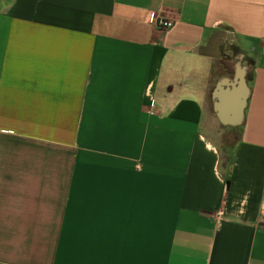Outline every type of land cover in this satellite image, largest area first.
<instances>
[{
  "label": "crops",
  "instance_id": "crops-1",
  "mask_svg": "<svg viewBox=\"0 0 264 264\" xmlns=\"http://www.w3.org/2000/svg\"><path fill=\"white\" fill-rule=\"evenodd\" d=\"M0 154V264H264V0H0Z\"/></svg>",
  "mask_w": 264,
  "mask_h": 264
},
{
  "label": "rangeland",
  "instance_id": "rangeland-1",
  "mask_svg": "<svg viewBox=\"0 0 264 264\" xmlns=\"http://www.w3.org/2000/svg\"><path fill=\"white\" fill-rule=\"evenodd\" d=\"M209 123L206 126L207 135H209L215 143L220 147V156L223 161L226 159V152L224 151V147L231 142L237 135V132L229 127L223 126L216 120L215 118H206L205 123ZM22 150L21 152L19 151ZM12 151L10 157H28L35 156V150H32V143H27L23 141H16L14 140L12 145ZM26 153V154H22ZM45 157H54L58 158L59 161L65 160L67 158V151H59V150H46L45 149ZM3 154V153H2ZM0 154V157L1 155ZM66 155V156H65ZM7 155L3 154L2 157H6ZM66 157V158H65ZM37 206H31L30 210L34 215H28L25 218L21 216H17L15 220V224L11 225L8 229H1L0 230V237L3 238L5 243L9 242L7 245L8 248L4 249V253L8 250L9 252H17L18 257L21 255L25 256V254L29 253V250L32 248L37 247L38 245H44L43 241V230L40 229V216L37 215L36 212ZM43 214V219L48 221L46 216L44 215V211L41 212ZM37 219V222L35 221ZM21 227V228H17ZM4 246V245H2ZM18 247H22V249H17ZM23 258V257H22Z\"/></svg>",
  "mask_w": 264,
  "mask_h": 264
},
{
  "label": "bare ground",
  "instance_id": "bare-ground-1",
  "mask_svg": "<svg viewBox=\"0 0 264 264\" xmlns=\"http://www.w3.org/2000/svg\"><path fill=\"white\" fill-rule=\"evenodd\" d=\"M220 88V87H219ZM218 96L220 98H222V92H220V90H218ZM240 89L237 87L235 88V92L233 93V96L230 98V101H229V107L231 108V111H232V114H234L233 117H229V118H226V117H223L222 120L223 121H230V122H234V121H237L238 119V116L235 112V108L238 107L240 105Z\"/></svg>",
  "mask_w": 264,
  "mask_h": 264
},
{
  "label": "built area",
  "instance_id": "built-area-1",
  "mask_svg": "<svg viewBox=\"0 0 264 264\" xmlns=\"http://www.w3.org/2000/svg\"><path fill=\"white\" fill-rule=\"evenodd\" d=\"M144 20L147 23H154L157 27L163 29L169 28L172 25V20L163 16H151L150 14H147Z\"/></svg>",
  "mask_w": 264,
  "mask_h": 264
}]
</instances>
